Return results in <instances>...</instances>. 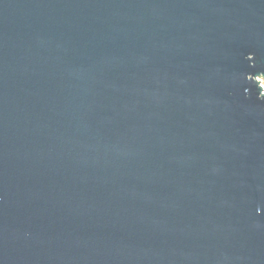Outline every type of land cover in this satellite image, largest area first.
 I'll return each mask as SVG.
<instances>
[{
	"label": "water",
	"instance_id": "1",
	"mask_svg": "<svg viewBox=\"0 0 264 264\" xmlns=\"http://www.w3.org/2000/svg\"><path fill=\"white\" fill-rule=\"evenodd\" d=\"M264 0H0V264H264Z\"/></svg>",
	"mask_w": 264,
	"mask_h": 264
},
{
	"label": "rangeland",
	"instance_id": "2",
	"mask_svg": "<svg viewBox=\"0 0 264 264\" xmlns=\"http://www.w3.org/2000/svg\"><path fill=\"white\" fill-rule=\"evenodd\" d=\"M259 81H260V85H261V88H262L263 93H264V80L259 78Z\"/></svg>",
	"mask_w": 264,
	"mask_h": 264
}]
</instances>
